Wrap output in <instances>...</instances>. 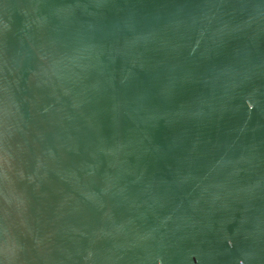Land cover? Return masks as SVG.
<instances>
[{
  "label": "water",
  "instance_id": "water-1",
  "mask_svg": "<svg viewBox=\"0 0 264 264\" xmlns=\"http://www.w3.org/2000/svg\"><path fill=\"white\" fill-rule=\"evenodd\" d=\"M0 264H264V0H0Z\"/></svg>",
  "mask_w": 264,
  "mask_h": 264
}]
</instances>
